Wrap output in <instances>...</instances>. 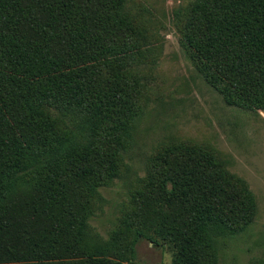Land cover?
I'll use <instances>...</instances> for the list:
<instances>
[{"label": "trees", "instance_id": "1", "mask_svg": "<svg viewBox=\"0 0 264 264\" xmlns=\"http://www.w3.org/2000/svg\"><path fill=\"white\" fill-rule=\"evenodd\" d=\"M120 1L0 0V264H122L111 256L135 260L141 239L168 244L171 264H209L210 239L249 220L240 184L175 143L110 234V258L81 247L90 193L115 176L139 110L127 74L139 33ZM182 41L224 105L264 108V0H193Z\"/></svg>", "mask_w": 264, "mask_h": 264}, {"label": "rangeland", "instance_id": "2", "mask_svg": "<svg viewBox=\"0 0 264 264\" xmlns=\"http://www.w3.org/2000/svg\"><path fill=\"white\" fill-rule=\"evenodd\" d=\"M120 2L123 15L139 33L141 58L127 72L137 82L139 110L129 124L125 149L118 154L115 176L90 193L81 247L110 258V234L130 208L135 191L148 181L153 159L164 147L180 143L204 150L240 184L249 205L246 225L210 239L209 264H264V108L224 105L195 71L182 41V25L193 0ZM60 119L66 129H73V119ZM116 252L119 255L111 258L122 264H171L172 259L168 244L144 239L135 246V260Z\"/></svg>", "mask_w": 264, "mask_h": 264}]
</instances>
